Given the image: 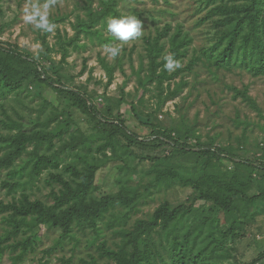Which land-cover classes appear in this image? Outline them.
I'll return each instance as SVG.
<instances>
[{"label":"trees","instance_id":"obj_1","mask_svg":"<svg viewBox=\"0 0 264 264\" xmlns=\"http://www.w3.org/2000/svg\"><path fill=\"white\" fill-rule=\"evenodd\" d=\"M133 1L139 0H83L70 22L71 35L56 28L51 45L49 31L37 32L44 50L36 55L2 40L8 24L0 23V188L9 196L0 199V261L8 253L12 264H21L35 251L43 228L77 242L78 233H90L96 254L82 264H217L226 245L245 238L251 226L264 239L257 225L264 220V110L248 86L222 82L232 99L240 98L258 117L242 119L237 112L231 118L241 131L235 144H217L210 135L204 139L197 117L189 120L183 104L176 105L178 119L163 111L189 86L186 74L197 66L215 80L220 70L264 77V0H192L196 35L183 23L159 24L152 16L153 30L143 34V54L132 68L134 96L127 102L123 90L119 97L104 92L105 104H96V92L74 85L73 76L64 73L67 58L84 46L82 39L109 44L114 37L104 36V28L109 18L124 15L123 9L143 24L150 10H138ZM67 18L57 13L48 20L55 26ZM168 54L182 66L166 70ZM101 64L106 89L115 67L104 58ZM26 85L38 88L37 106L26 103ZM46 88L53 99L44 95ZM148 92L155 99L150 107L144 105ZM122 103L148 127V135L127 126ZM160 112L170 117L168 123L158 118ZM251 125L262 132L253 152L245 147ZM106 165L118 172L117 189L100 194L98 172ZM44 172L50 202L27 191ZM176 185L189 189L185 201L173 205L165 199L131 221L155 191ZM197 202L205 207H194ZM62 263L73 264L71 258ZM236 264H264V246L250 262Z\"/></svg>","mask_w":264,"mask_h":264},{"label":"rangeland","instance_id":"obj_2","mask_svg":"<svg viewBox=\"0 0 264 264\" xmlns=\"http://www.w3.org/2000/svg\"><path fill=\"white\" fill-rule=\"evenodd\" d=\"M97 3V0H93ZM49 2V0H0V23L6 22V30L1 36L4 41L14 42L22 49H26L35 55L44 50L41 40L37 38V32H43V29H38L33 23H29L26 20V16L31 14L33 4L40 6L43 10V4ZM192 0H139L133 1V5L138 9L150 10L147 18H144L142 24L143 34L147 33V30H153L152 16L161 24L165 21L172 22L173 25L177 22L183 23L186 29H190L192 33L197 34V30L192 31V23L195 16H192V9L189 5ZM83 0H55L49 8L48 19L57 13L68 14V18L65 21L56 24L46 36V41L49 44H54L57 38L59 28L61 32L66 30L69 35L73 33L71 30L70 22L74 21L75 14L81 11V5ZM170 12H164L165 10ZM124 15H129V12L125 9L122 10ZM160 20V21H159ZM142 34V36H143ZM112 36V34L104 28V36ZM142 36L139 38L130 39L127 42L119 41L115 37L108 44H103L98 40L89 41L81 40V46L76 50L70 51V56L67 58L65 64L64 73L68 76H73V84L76 86L86 87L89 92H96L94 98L96 104H105L106 96L119 97L121 90L125 94V100L129 102L134 96V89L137 85L136 76L132 73V68L138 67L139 56L143 54ZM107 46H116L121 49L118 56L113 58L107 52ZM125 48V52L123 49ZM52 56L56 61L60 59L59 54L52 53ZM101 58H104L109 64L115 67L114 79L112 83L105 89V83L107 80L106 73L101 64ZM121 62V65H119ZM86 66V68H84ZM122 66V68H121ZM84 68V69H83ZM83 69V70H82ZM186 79L189 81V86L183 91L182 95L174 100L166 102L163 111H169L172 119L179 118V111H177V103L183 104L186 108L187 117L189 120L196 116L199 123V129L205 139L207 135L215 136L217 144H227L232 142L235 144V135L240 134V129H234L231 118L238 112L240 118L248 117L249 120H256V112L251 110L240 98L232 99V92L223 87L222 82L232 84L238 88L243 85H247L249 88V94L255 99L257 104L262 110H264V77H252L243 71L225 72L220 70L218 73V79L215 80L211 75L201 66H197L195 71L186 74ZM28 86V92L24 90L23 94H26L25 101L31 106H37L39 103L38 88L33 85ZM44 95L53 99L54 93L46 88ZM144 105L150 107L153 105L154 98H151V92H148L144 96ZM183 100V101H182ZM125 119L129 128L135 130L140 135H148V127L139 124L137 118L132 114L129 104L122 103L119 109ZM149 110V109H144ZM218 110V111H217ZM33 115H35L33 113ZM2 115L0 114V118ZM143 121L145 117H140ZM160 120H164L168 123L170 117L164 112H160L158 115ZM0 132H4L1 128ZM261 130L256 126L248 127V139L245 147L250 152L255 151L253 142L255 138L261 136ZM231 138V141H230ZM25 158V156H24ZM23 161L18 160L17 165H21ZM228 165L225 162V165ZM118 172L110 165H106L98 172V183L100 194L114 191L117 189L115 184V178ZM47 172H44L40 179L33 187L27 189L31 193L32 198H40L50 202L49 192L50 186L46 184L45 178ZM5 177L3 173L2 178ZM189 193L188 188L174 186L166 191H160V193H153L152 197H148L146 202L140 206V210L132 216L131 221L135 217L145 216L146 213L152 211L161 201L167 199L173 205H177L180 202L186 200ZM0 199H9L6 196L4 190L0 188ZM205 207V204L197 202L194 207ZM208 205L206 204V207ZM260 225L264 233V220L259 218L258 224ZM40 241L38 242L34 252L28 253L24 261L21 264H40L47 261V264H63L62 259L71 258L73 264H82L81 259H87L88 254H96L95 245L90 243L89 235H81L78 233L79 241L75 240H60L58 231L41 229ZM109 235V234H107ZM264 246V239L262 234L257 233V228L253 225L250 227L249 232L245 238L235 241L234 243H228L225 247L227 254H224L218 258L217 264H236L237 262H250L256 257ZM51 250L46 253V250ZM0 264H12L9 254L5 253L0 261Z\"/></svg>","mask_w":264,"mask_h":264},{"label":"clouds","instance_id":"obj_3","mask_svg":"<svg viewBox=\"0 0 264 264\" xmlns=\"http://www.w3.org/2000/svg\"><path fill=\"white\" fill-rule=\"evenodd\" d=\"M55 0L43 4V10L37 4H33L31 14L26 16L29 23H33L36 28L51 31L54 25L48 20L49 8ZM107 30L119 41L127 42L130 39L139 38L143 34L142 23L137 15L114 16L107 21ZM121 49L116 46H107L108 54L115 58ZM164 68L168 71H174L182 65L174 58V54H168L164 57Z\"/></svg>","mask_w":264,"mask_h":264}]
</instances>
